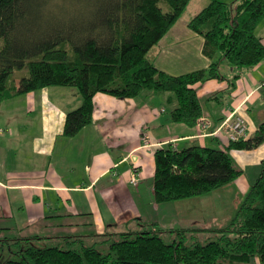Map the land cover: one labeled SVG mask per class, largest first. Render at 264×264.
Listing matches in <instances>:
<instances>
[{"label": "trees", "instance_id": "obj_1", "mask_svg": "<svg viewBox=\"0 0 264 264\" xmlns=\"http://www.w3.org/2000/svg\"><path fill=\"white\" fill-rule=\"evenodd\" d=\"M189 2L0 0V102L52 85L74 86L83 100L66 113L63 130L73 136L91 122L96 93L129 98L151 89L170 93L172 121L195 126L203 115L196 84L228 79L234 88L243 69L264 59V43L256 33L264 19V0H212L205 5L188 26L204 38L202 51L210 64L173 75L158 69L148 53ZM223 63L232 68V76L220 73ZM22 69L27 74L13 81L14 71ZM263 141L264 121L251 137L227 140L222 149L171 143L157 148L155 200L200 196L234 181L242 170L230 150L253 149ZM106 235V251L76 235L15 239L17 257L0 264H248L254 257L264 264V159L224 226Z\"/></svg>", "mask_w": 264, "mask_h": 264}, {"label": "crops", "instance_id": "obj_2", "mask_svg": "<svg viewBox=\"0 0 264 264\" xmlns=\"http://www.w3.org/2000/svg\"><path fill=\"white\" fill-rule=\"evenodd\" d=\"M210 1L190 0L188 10L150 49L149 57L158 69L180 75L209 66L210 59L202 51L204 38L189 28L188 21ZM261 38L263 41V36ZM263 62L243 69L234 88H230L228 79L217 78L195 85L198 96L204 101L202 116L213 123L211 130L230 110L239 107L248 124L245 139L255 133L264 121ZM220 73L230 77L233 70L223 63ZM71 91L48 86L26 92V98L21 101L38 111L37 130L30 138L29 154L24 160L25 154L21 159L13 149V143L23 145V133L12 128L9 135L0 138V190L29 199H43L47 210L63 220L60 223L63 227H84L85 233L77 234L76 228L68 233L83 238L90 234L100 237L129 230L221 227L230 221L258 175L264 159V141L253 149L230 150L242 173L234 181L212 191L229 195L224 197L231 209L226 217L218 218L220 211H208L213 205L208 199L215 198L204 196L208 193L174 201L155 200L154 151L167 143L176 148L197 144L222 149L227 144L224 134L200 136L196 126L172 121L164 107L149 111L137 97L118 98L98 92L93 97L91 122L75 135L67 136L63 132L66 113L82 103L80 94ZM14 114L0 115V122L10 123ZM144 133L150 135L149 146L143 144ZM143 151L153 158V166L148 165L150 173L145 175L144 165L138 163V183L133 185L130 181L134 175L131 155L138 157ZM248 167L253 170L250 179L245 173ZM38 208L43 209L42 206Z\"/></svg>", "mask_w": 264, "mask_h": 264}, {"label": "rangeland", "instance_id": "obj_3", "mask_svg": "<svg viewBox=\"0 0 264 264\" xmlns=\"http://www.w3.org/2000/svg\"><path fill=\"white\" fill-rule=\"evenodd\" d=\"M187 10L188 9H185L183 13L186 12ZM256 33L259 36H263V41H264V19L257 26ZM263 61L264 59H262V61L260 62ZM26 74H27V69L15 70L12 79L13 81L16 82L18 78ZM52 86L49 87L55 88V86H59L60 88H65L68 92L70 90L74 92L76 91L78 92V89L74 86H65V85H52ZM23 94L25 95L9 101L0 102V115L3 114L6 115L7 113H15L14 114L15 116L13 118L14 120L11 121L10 123L6 124L5 122L4 123L0 122V138L9 135L12 128H16V130L23 133L25 135V141L23 145L20 146L19 143L18 145L16 143H13V149H15L16 152L18 151L17 154L21 159L25 154L23 158L24 160L29 154L28 150L30 148V138L33 135V132L37 130L38 118L36 113H38V111L35 110L33 111L23 101H21L24 100L27 96L26 93ZM169 94H170L169 92H155L151 89H144L139 95L135 97H137L138 101L140 100L143 107L145 106L149 107L148 108L149 111H151L152 109H158L156 111H159L161 107H164L166 109L165 114L171 118L170 111L173 108V102H170L168 100ZM80 98H82L81 95ZM202 103H204V101H202ZM21 152H23V154H20ZM138 157H139V163L144 165L145 175H148L150 173L148 165H152L153 158L146 155V151L142 155L139 154ZM245 173L246 175H248L250 179L253 170L249 169L248 167L246 168ZM219 194H222V191H215L214 193H212L211 191V193L209 192L204 196H215V198L213 199H208V201H210L209 204L210 203L213 204L208 209V211L211 213L214 210L216 212L220 211L219 212L220 215L218 214L219 216L218 218L221 217L224 218L228 215L231 209L229 203L226 201V198L224 197L229 195L227 193L224 195H219ZM216 196H220V198H217ZM237 196H242V194L240 195L237 193ZM45 205L46 204L43 199L41 200L36 197L35 198L32 197L29 199L28 196H24L14 192H6L0 190V261H6L9 258L17 257V253L15 252L17 251L18 246L14 244L15 239H22L26 237H35V236L63 237V236H67L72 228H76L77 234L85 233L86 230L84 229V227H79L77 225L74 227H63L60 224L63 222V220H59L58 218L54 217L55 214H51L49 210H47ZM40 206H42L43 209L38 208ZM35 210L37 211V213L33 214ZM73 221L75 222L76 220ZM227 223L228 222H226V224ZM92 237L93 236L91 234L89 236H85L84 240L86 244L96 243L97 247L102 251H106L108 249L109 243L105 242V238L107 237V235L100 237L94 236L93 238ZM202 237L204 240L207 239L206 234L202 235ZM23 242L24 241H22V243ZM34 243L45 244V242L43 241L40 242L39 240H35ZM248 264H262V263L260 262L258 257H254Z\"/></svg>", "mask_w": 264, "mask_h": 264}, {"label": "built area", "instance_id": "obj_4", "mask_svg": "<svg viewBox=\"0 0 264 264\" xmlns=\"http://www.w3.org/2000/svg\"><path fill=\"white\" fill-rule=\"evenodd\" d=\"M200 136L210 135V134H224L227 140L236 141L245 138L248 133V124L245 117L239 112V107H235L230 110L228 114L221 120V122L211 130L213 123L208 117H199L195 125ZM150 135L144 133L142 136V141L144 146H149L151 144ZM132 169L134 175L131 177V183L136 185L138 183V176L136 175L138 170V157L132 153L131 155Z\"/></svg>", "mask_w": 264, "mask_h": 264}]
</instances>
